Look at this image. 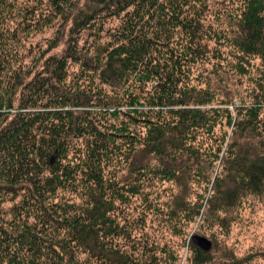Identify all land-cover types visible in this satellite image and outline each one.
<instances>
[{"label": "trees", "instance_id": "1", "mask_svg": "<svg viewBox=\"0 0 264 264\" xmlns=\"http://www.w3.org/2000/svg\"><path fill=\"white\" fill-rule=\"evenodd\" d=\"M60 41L0 50V264H163L152 216L186 235L264 195V0H92ZM212 248L189 264L250 260Z\"/></svg>", "mask_w": 264, "mask_h": 264}, {"label": "rangeland", "instance_id": "2", "mask_svg": "<svg viewBox=\"0 0 264 264\" xmlns=\"http://www.w3.org/2000/svg\"><path fill=\"white\" fill-rule=\"evenodd\" d=\"M91 3L92 0H69L64 4L63 13L58 14L53 11L50 0H0V15L5 16L4 23L0 25V32L3 31V38L6 39V43L0 42V50H5V55L12 57L14 64L24 61L31 65L36 57L49 47L52 39L59 35L61 41L47 57L62 55L67 48V41L76 17L85 8H89ZM50 14H52L51 19L44 24ZM119 23L118 18L109 19L104 25L106 29L103 35L106 36L109 33L108 28H113ZM94 33L90 30L84 31L80 37V44L85 45L95 41L100 35L96 36ZM77 69V66L72 67V71H77ZM255 69L256 67H253V72ZM239 89H243V86L239 85ZM199 190L200 188L197 187V192ZM166 193V190L160 189L161 197L171 194V192L167 195ZM193 197L196 199V194L191 195L190 199ZM223 216L226 218L225 225L211 218L206 221L199 219L187 227L183 225L186 235L176 234L162 218L152 216L148 221V226L154 223L156 228L167 227L159 233L157 243L161 248L156 250L163 259V264H171L172 260L164 254L162 248L175 253L177 260L174 264H189L191 244H195L192 236L195 234L205 236L213 242L212 254L216 260L220 255L224 256L232 250L238 257L250 258L247 264H264L262 256L264 252V195L247 196L236 204L231 212ZM203 217L206 219V211Z\"/></svg>", "mask_w": 264, "mask_h": 264}, {"label": "water", "instance_id": "3", "mask_svg": "<svg viewBox=\"0 0 264 264\" xmlns=\"http://www.w3.org/2000/svg\"><path fill=\"white\" fill-rule=\"evenodd\" d=\"M194 243L198 244L204 250H210L212 247V241L209 240L207 237L194 235L193 236Z\"/></svg>", "mask_w": 264, "mask_h": 264}]
</instances>
